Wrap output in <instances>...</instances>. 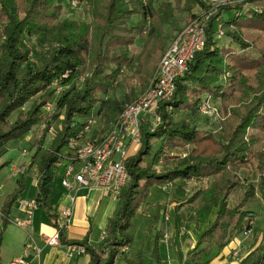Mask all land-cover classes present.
Segmentation results:
<instances>
[{"label": "trees", "instance_id": "16d2710c", "mask_svg": "<svg viewBox=\"0 0 264 264\" xmlns=\"http://www.w3.org/2000/svg\"><path fill=\"white\" fill-rule=\"evenodd\" d=\"M71 1L0 0V156L10 139L39 125L30 164L21 172L18 186L1 208L3 226L10 220V210L24 189L23 172L33 165L36 206L45 209L51 223L58 226L49 194L59 170L55 163L67 159V142L83 131L94 116L103 113L114 119L122 111L128 96L118 101L109 94L117 89L119 81L126 86L131 79L142 87L147 84L162 56L167 41L165 26L176 8L189 14V22L194 16L190 13L192 7H208L201 0H76L87 7L88 19H59V7ZM247 2L264 7V0ZM229 8L220 6L211 14L203 50L176 78L172 97L157 106V125L152 130L142 127L139 149L124 161L128 180L119 191L99 246L90 245L87 236L69 240L60 230L59 242L82 246L89 254L88 264H114L118 255L124 256L125 264H143L142 250H137L132 259L125 249L133 239L129 232L131 220L156 184L211 179L184 201L190 205L191 221L209 224L187 251L186 261L179 264H209V260L199 259L204 250L200 245L214 243L221 250L248 227L249 219L257 217V212L246 208L248 201L258 197L264 206V146L254 147L255 138L248 131L264 130V48L254 42L258 56L246 52L249 44L240 35L243 28L264 32V8L250 16L235 14L230 20L238 31L234 29L226 35L239 50L230 44L219 46L214 38L215 22ZM134 16L138 20L131 23ZM136 42L139 49L131 53L130 47ZM224 74L225 82L220 81ZM57 85L69 88L61 90L57 98L58 112L44 117L42 107ZM129 92L133 93L132 88ZM202 94L219 99L228 113L219 137L188 116L173 117L176 111L199 114ZM35 95L38 96L28 109L18 110ZM55 123L58 127L41 153ZM153 139L160 141L154 150ZM180 149H186V154H176ZM242 169L255 171L258 180L256 184L247 183L243 196L229 205L228 197L240 183ZM2 230L0 227V245ZM159 238L157 232L149 254L156 264H161ZM243 264H264V239L247 254Z\"/></svg>", "mask_w": 264, "mask_h": 264}, {"label": "rangeland", "instance_id": "374dc122", "mask_svg": "<svg viewBox=\"0 0 264 264\" xmlns=\"http://www.w3.org/2000/svg\"><path fill=\"white\" fill-rule=\"evenodd\" d=\"M159 1H162V0H159ZM201 1L204 4H206L208 7L205 9V8H203L202 4H197L194 7H192V9L190 10V13L200 14L210 7L204 0H201ZM224 1H225V4L222 6H230V8L228 11L220 14L218 16V19L215 22V25L217 23L221 24L222 30L224 31V34L221 36H218L217 38L214 35V38L216 39V43L219 46L230 44L232 47L239 50V47L231 41L229 36L226 35L228 31H232V30L236 29L235 24H233L232 21H230V20L232 18H235V17H233V16H235V14L250 16L253 11H260L264 7H261V5H258V4L249 3V2H247V0H224ZM219 7H217L211 14H213ZM187 15H189V14H187L186 11H183V10H180L177 8L174 10V15L172 16L171 22L165 26L164 34H166L167 41H166L164 48L170 42V39L173 36V34L177 30H179L182 26H184L186 23H188L189 18L187 17ZM65 17L76 19V20L88 19L87 7L82 3H78L76 0H73L70 3L62 4L59 7V19H63ZM137 20H138V18L136 16H134L131 19V23H135ZM240 35H243L244 41H246L249 44V46L246 48V52H250L253 55L258 56V53L255 52L256 49L254 48V42L257 43L259 45V47L264 48V32L257 31L255 29L243 28L240 31ZM139 46H140L139 42L134 43L130 47L131 53H136L139 49ZM157 65H158V63H157ZM157 65H156V67H155V69H154V71L150 77V80L147 82V84L144 87H142V85L134 79H131L129 81V85H127V86L124 83V81H119V83L117 84L118 85L117 89L109 92L110 96L112 98L118 100V101H121L124 98V96L127 95L128 101L123 104V108H124V106L126 104L132 102L137 96L141 95L142 93H144L148 89V87L150 86V84L154 78V74L156 72ZM220 77H221L220 81H223V82L226 81V74H224ZM81 79L82 78H80V80ZM68 88H69V86H59V85L54 86L55 93L49 99V101L46 103V105L42 107V114L44 117H47L50 114L58 112V108L56 107L57 98L60 95V92H62L63 90H66ZM131 88H132V92H133L132 94L133 95L130 94V92H129V90ZM203 95L204 94H202V96ZM37 96L38 95L33 96L25 104V106H23L22 108H20L18 110L25 111L26 109H28V107L30 106L32 101ZM212 104L215 107L220 109V111L224 114L223 117L225 120V117L228 115V113H226L224 111L223 107L221 106L220 100L212 98ZM18 110L13 113V115L11 116V119H14ZM184 112L185 111H176L173 113V115H174L173 117L178 118L180 116H184V117L188 116V118L191 121L196 123L201 128L212 129L214 131V135L216 137H219L223 133L224 127H225L224 120H223V124H222V129L218 130L217 129L218 125H216L213 120L206 119L205 117H201V115L199 116V114L197 112H187L186 111L187 112L186 115L184 114ZM119 114L116 116V118H114V119L112 118V122L110 124H109V120H111L110 119L111 117L109 115H108L110 117L109 119H108V117L100 116L99 117L100 121H99V118L96 117V119H95V116H94L92 119L88 120V129L86 130L87 131L86 136L89 138H100V137L105 136L109 132V130L113 126V124L116 122ZM158 122H159V117H158L156 110H154L153 112L144 113L142 115V117L140 118V124H139L140 133H141L142 127H146L147 129L152 130L157 125ZM106 124H109V125H107L105 127L104 125H106ZM38 126L39 125L34 126L27 134H25L19 138L10 139L7 143V147H8L7 150L0 156V227H2V229H3L2 230L1 245H0V255H2L3 257H6L9 253H11L15 249V247L18 243V240L20 238L22 241V239L25 237V235L23 233L24 231H22L21 227L16 222H14L13 217L10 216L11 217V218L9 217L10 220L3 226V220H2V216H1V208L3 206L5 198L10 193L14 192L16 187L18 186L17 179H19L21 177V175H22L21 172L26 170L27 164H30L31 155L35 150L34 140L39 133ZM57 127H58V125H57V123H55L50 128L48 135L46 137V142L43 146V150L41 153L45 152V150H46V148L50 142V139L52 138ZM99 127L102 128V130H100V131L97 130V131H99L98 136L90 137L91 128L95 129V128H99ZM248 131L255 138L253 146L256 148H262L264 146V130H252L250 128ZM159 143H160V141L153 139L152 140V144H153L152 150H154L159 145ZM134 145L136 146L135 150L137 152V150L140 147V142H139V144L134 143ZM184 150H186V149H180V150H177L175 152H178V151L181 152ZM128 153H129V150H128ZM135 153H133V154H135ZM129 156H131V155H128V157ZM147 163H148V159H147L145 164H147ZM159 164L161 165V163H159ZM28 169L31 170V173L33 175L35 174L36 171H35L34 165L32 167H29ZM23 173L24 174L22 177L25 180L26 173L25 172H23ZM58 175H59V172H58ZM58 175H56V178L58 177ZM240 177H241L240 183L230 193V195L228 197L229 205H232L237 198H241L243 196L244 187L246 186L247 183L251 182L253 184H256V182L258 180V174H256L255 171H248L246 169L240 170ZM191 180H194V179H191ZM210 180L205 179V180L201 181L200 185H202V186L208 185L210 183ZM188 187H190V186H188ZM33 190H34V185L32 183H29V187H28L27 191L29 193H32ZM189 190H190V188L186 192H188ZM23 191H24V189H23ZM151 192L153 193V194H151V200H150L152 202L156 201V200H162V199L168 198V195L166 194V192L160 191L159 189H156V191L151 190ZM19 197H20V195L17 196V198H19ZM246 208L250 209V210H254L255 212H257L258 215L256 218H251L248 220V222L250 220L252 221L253 228H252L251 232L248 233L247 235H244L242 233V236H246L247 240H250V238L251 239L255 238V240H258V243H259L264 239V231H263L264 206L262 205L260 198H255V199L248 201ZM165 211H167V210H165ZM167 212L169 214V218L173 219L174 218V211L169 210ZM161 219H163V218L157 217L156 214L153 216L152 215L143 216V215L139 214L138 216L135 215V217L132 218L131 227L129 229V232L133 235V237H132L133 239L131 242V250L129 251V254L136 253V251L138 249H142L143 252L146 251L149 254L152 252L153 247H154V239H155L156 233L158 232L157 226L161 225ZM202 224H205V225L207 224V226H208V222H205ZM207 226H205L204 229H206ZM183 233H185L184 228H183ZM203 253H204V251H201L199 253L200 254L199 259L201 261H206V260L214 261L215 260L214 259V254H215L214 251L209 250V252L204 253V254ZM149 254H147L145 257H143V264H156L155 259L152 256H150ZM159 255H160L161 264H168V260L173 259V253H171V255L167 257L165 247L163 246L161 248L160 245H159ZM118 258L119 259H118L116 264H122L123 260H124L123 256L122 255L118 256Z\"/></svg>", "mask_w": 264, "mask_h": 264}, {"label": "built area", "instance_id": "2783aa9c", "mask_svg": "<svg viewBox=\"0 0 264 264\" xmlns=\"http://www.w3.org/2000/svg\"><path fill=\"white\" fill-rule=\"evenodd\" d=\"M204 1L210 6L208 11L194 14L188 23L175 32L173 38L163 49L150 86L144 93L124 106L109 132L100 138L85 137L87 125L83 131L67 142V162L63 163L62 160H59L55 164L59 168H63L60 183L68 191L69 203L57 212L58 226L55 227V232L52 235H42L45 244L55 245L59 243L60 230L67 226L72 219V202L79 187L101 188L117 197L120 189L126 184L128 173L124 161L129 155L127 144H139L140 118L144 113L156 110L160 102L167 101L172 97L176 78L188 70L195 54L204 48L206 26L211 13L217 7L225 4L224 0ZM215 31L217 37L224 34L220 23L215 25ZM198 112L202 117L216 122L218 130L222 129L224 114L212 104V98L209 94H204L201 97ZM180 154L185 155L186 151ZM170 185L166 182L162 185V189H167ZM35 207V201H23L21 208L24 216L14 218V222L22 228H28ZM167 217L168 212L164 211L163 218L166 219ZM251 227L252 221L250 220L248 227L244 228L242 233L247 235L251 232ZM164 238L167 237L164 236ZM79 247L84 249L82 246ZM31 250L35 256L40 254V248L35 246L31 234L28 233L21 254L14 256L7 264H31L27 260ZM238 251L239 249L235 248L233 254H237Z\"/></svg>", "mask_w": 264, "mask_h": 264}, {"label": "crops", "instance_id": "0c3cea01", "mask_svg": "<svg viewBox=\"0 0 264 264\" xmlns=\"http://www.w3.org/2000/svg\"><path fill=\"white\" fill-rule=\"evenodd\" d=\"M100 116L108 117V119L110 118L108 114L103 113H100L96 117L99 118ZM110 119L109 124L112 122V118ZM109 124L104 126L106 127ZM97 130L100 131L102 128H91L90 137L98 136L99 131ZM86 133L87 131L84 133L85 137H87ZM127 146L129 148V155L136 152L134 143L127 144ZM181 152L178 151L176 154ZM62 162L66 163L67 159H63ZM62 170L63 168L60 167L58 170L59 175L57 174L58 177H55L52 182L49 194V202L56 213L69 203L68 191L60 183ZM205 179H177L171 183L170 187L167 189H162L164 183L153 185L149 190L146 202L140 206L136 213V216L139 214L143 216H153L156 214L157 217L163 218V212L165 210L174 211L173 219L169 218L168 214L166 219H161V225L157 226V231L160 234L159 245L161 248L163 246L165 247L167 257L173 253V259H169L168 264L185 262L187 251L195 245L200 233L203 231L204 227L207 226V224H196L190 220L192 214L190 205L184 202L193 190L202 186L200 185L201 181ZM208 179L210 180V178ZM29 183L34 185L32 193L27 191ZM189 188L190 190L186 192ZM156 189L166 192L168 198L153 202L150 201L151 194H153L151 190L156 191ZM36 192V172L33 175L31 170L28 169L25 175L24 191L14 202L9 216L13 217V219L16 217H23L24 212L21 208L22 202L25 200L35 201ZM116 205L117 197L111 193L105 192L101 188L79 187L75 192V199L72 202V219L70 223L62 229L65 237L69 240H80L84 236H87L90 245L94 247L99 246L100 240L104 235L108 218L112 215ZM183 228L185 233H183ZM21 229L24 231L25 237L22 241L21 238L18 240L15 249L6 257L0 255V264H7L14 256L21 254L23 243L28 233L31 234L35 246L40 248V254L37 256L33 254V250L29 252L27 260L30 261L31 264H88V252L85 249H81L78 245H66L60 242L55 245H47L44 243L42 235H52L55 232V226L51 223L47 212L42 207L36 206L33 209L30 226L28 228L21 227ZM164 236L167 238H164ZM246 238V236H242V233L238 234L221 250H218L214 243L207 244L203 242L200 247L204 249V253L209 252V250L214 251L215 260L210 261L209 264H243L247 254L258 244V240H255V238H250V240ZM235 248L239 249L237 254H233ZM130 250L131 245L125 249V252L128 257L133 259L136 253L129 254ZM147 254L149 253L144 251L143 257ZM118 256L114 264L117 263L119 259ZM122 264H125L124 260Z\"/></svg>", "mask_w": 264, "mask_h": 264}]
</instances>
